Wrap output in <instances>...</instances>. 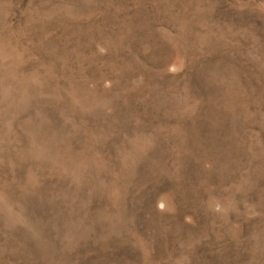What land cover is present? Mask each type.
<instances>
[{
	"label": "rangeland",
	"instance_id": "obj_1",
	"mask_svg": "<svg viewBox=\"0 0 264 264\" xmlns=\"http://www.w3.org/2000/svg\"><path fill=\"white\" fill-rule=\"evenodd\" d=\"M0 264H264V0H0Z\"/></svg>",
	"mask_w": 264,
	"mask_h": 264
}]
</instances>
